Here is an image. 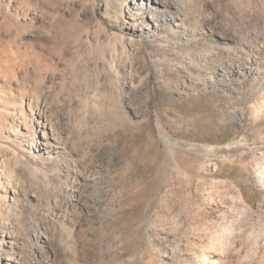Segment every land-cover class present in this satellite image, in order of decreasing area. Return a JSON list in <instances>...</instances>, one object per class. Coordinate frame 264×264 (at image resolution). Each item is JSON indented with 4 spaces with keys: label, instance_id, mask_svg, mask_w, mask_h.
I'll return each mask as SVG.
<instances>
[{
    "label": "rangeland",
    "instance_id": "1",
    "mask_svg": "<svg viewBox=\"0 0 264 264\" xmlns=\"http://www.w3.org/2000/svg\"><path fill=\"white\" fill-rule=\"evenodd\" d=\"M263 38L264 0H0V264H264Z\"/></svg>",
    "mask_w": 264,
    "mask_h": 264
},
{
    "label": "bare ground",
    "instance_id": "2",
    "mask_svg": "<svg viewBox=\"0 0 264 264\" xmlns=\"http://www.w3.org/2000/svg\"><path fill=\"white\" fill-rule=\"evenodd\" d=\"M146 0H133V4L136 6V5H139V4H144V2H145ZM147 1H149L150 2V0H147ZM157 1V0H156ZM116 2V1H115ZM222 34V33H221ZM241 37V36H240ZM238 39V38H237ZM264 39V38H263ZM130 41V40H129ZM256 41V40H255ZM159 44V43H158ZM258 46V45H257ZM261 46V45H260ZM226 49V48H225ZM124 55V54H123ZM259 55H260V59H261V61H259L258 60V58L257 59H253V58H249V59H247L246 61H245V63H244V65H245V68H247V69H249V74H247V75H249V76H252V75H257V74H261V73H263V75H261V77H262V84H261V89L259 90L260 91V93H261V100H260V106L259 105H257V107L259 108V110H262V107L264 108V49H260V52H259ZM122 57V56H121ZM126 57V56H125ZM125 65V64H124ZM240 72V71H239ZM246 80V79H245ZM256 90H258V89H256ZM96 111V110H95ZM93 112V111H92ZM90 119V118H89ZM91 122V121H90ZM93 122V121H92ZM88 123H89V121H88ZM39 146V145H38ZM264 163V162H263ZM262 174H264V173H262ZM262 180H263V182H264V176H262ZM91 206V205H90ZM54 227V226H53ZM44 228V227H43ZM57 229V228H56ZM40 231V230H39ZM83 231V230H82ZM228 231V230H227ZM51 232V231H50ZM41 233V232H40ZM52 233V232H51ZM222 234V233H221ZM226 234V233H225ZM217 235H219V234H217ZM96 236V235H95ZM233 236V235H232ZM39 237V236H38ZM216 237V236H215ZM228 237V236H227ZM231 237V236H230ZM230 237H229V239H230ZM54 238V237H53ZM99 238V237H98ZM224 238V237H223ZM52 240V239H51ZM213 240V239H212ZM39 241L40 242H42V243H48L47 241H46V237L44 238L43 236H40L39 237ZM222 242V241H221ZM215 243V242H214ZM223 243V242H222ZM93 245V244H92ZM103 245V244H102ZM43 246V245H42ZM216 246V245H215ZM241 246H242V244H241ZM37 247V246H36ZM44 247V246H43ZM53 247V246H52ZM106 247V246H105ZM228 247V246H227ZM102 248V247H101ZM218 248V247H217ZM205 249V248H204ZM227 251V250H226ZM57 252V251H56ZM103 252V251H102ZM224 252V250L223 251H221V253L219 252L218 253V255L220 254H222ZM247 252V251H246ZM48 253V252H47ZM80 253V252H79ZM92 253V252H91ZM215 253V252H214ZM235 253V252H234ZM251 253V252H250ZM255 253V252H254ZM106 254V253H105ZM217 254H214V255H210V256H205V261H206V263L205 264H243V261L242 262H240V261H233L232 259L234 258H232V259H227V257L225 256H221V257H219ZM226 255V254H225ZM259 255V254H258ZM101 256V255H100ZM231 256V255H230ZM254 256V255H253ZM256 256H257V254H256ZM262 257H264L263 255H262ZM66 258V257H65ZM75 258V257H74ZM243 258V257H242ZM48 259V258H47ZM245 259V258H244ZM251 259V258H250ZM254 259H256V258H254ZM253 259V260H254ZM73 260V259H72ZM76 260H77V258H76ZM81 260V259H80ZM114 261V260H113ZM256 261H257V259H256ZM255 260L254 261H252V262H254V264H255V262H256ZM259 261V260H258ZM262 261V260H261ZM68 262H69V260H68ZM248 262V261H247ZM24 263V262H23ZM75 263V262H74ZM253 264V263H252ZM256 264H257V262H256ZM263 264V263H262Z\"/></svg>",
    "mask_w": 264,
    "mask_h": 264
}]
</instances>
